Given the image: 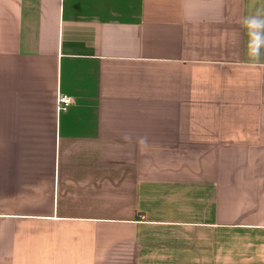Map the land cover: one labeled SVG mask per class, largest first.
Instances as JSON below:
<instances>
[{"label": "crops", "instance_id": "crops-1", "mask_svg": "<svg viewBox=\"0 0 264 264\" xmlns=\"http://www.w3.org/2000/svg\"><path fill=\"white\" fill-rule=\"evenodd\" d=\"M259 8L0 0V264H264Z\"/></svg>", "mask_w": 264, "mask_h": 264}, {"label": "clouds", "instance_id": "clouds-1", "mask_svg": "<svg viewBox=\"0 0 264 264\" xmlns=\"http://www.w3.org/2000/svg\"><path fill=\"white\" fill-rule=\"evenodd\" d=\"M242 27L247 35V57L254 67L264 65V8H259L254 15L245 17ZM139 142L146 143V138L141 137Z\"/></svg>", "mask_w": 264, "mask_h": 264}, {"label": "built area", "instance_id": "built-area-1", "mask_svg": "<svg viewBox=\"0 0 264 264\" xmlns=\"http://www.w3.org/2000/svg\"><path fill=\"white\" fill-rule=\"evenodd\" d=\"M73 104V99L68 95H59L57 100V110L59 112L66 111Z\"/></svg>", "mask_w": 264, "mask_h": 264}]
</instances>
